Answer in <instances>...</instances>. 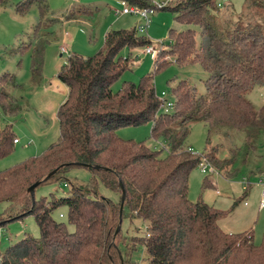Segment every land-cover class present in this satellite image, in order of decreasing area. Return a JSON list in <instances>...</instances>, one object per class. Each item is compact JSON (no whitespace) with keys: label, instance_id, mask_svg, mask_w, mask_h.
I'll return each mask as SVG.
<instances>
[{"label":"trees","instance_id":"1","mask_svg":"<svg viewBox=\"0 0 264 264\" xmlns=\"http://www.w3.org/2000/svg\"><path fill=\"white\" fill-rule=\"evenodd\" d=\"M117 1L140 9L168 10L186 29H171L170 44L155 60L145 54L153 60V73L137 84L124 82L116 92L112 85L130 68L129 59L120 52L153 45L136 28L108 31L97 54L73 53L63 62L57 78L67 95L57 111L58 139L40 156L0 170V203L8 205L0 216V229L31 216L39 235H25L8 246L0 252V264H132L137 246L143 248L145 264H264V236L256 245L251 232L226 233L218 225L224 212L202 200L188 199L189 175L203 159L216 170L233 164V159L217 156L218 146H210L212 131L227 127L241 132L247 148L264 133V105L255 111L247 98L253 87L264 84V18L258 17L264 0H246V10L239 15L231 12L228 22L212 15L223 6H218L219 0H175L159 9L151 0ZM8 2L0 0V6ZM32 5L38 7L41 20L34 27L33 43L22 48L30 50L31 81L37 83L48 43L39 35L48 5L46 0H20L14 12L25 15ZM88 10L71 9L66 20ZM171 63L198 65L206 72L205 93L198 94L186 81H179L171 89V112L161 111L153 74ZM16 87L13 75L0 76V117L5 121L0 124V160L15 148L16 136L8 120L21 114L23 103L8 89ZM197 122L208 127L202 154L185 144L190 125ZM147 123H152L151 136L164 141L165 158L144 142L117 135L122 128ZM236 151L231 149L233 156ZM76 168L89 173L88 182L69 176ZM37 182L36 189L55 183L64 184L68 191L32 199L28 189ZM98 183L115 199L99 196ZM212 185L204 178L202 189ZM238 203L234 201L232 209ZM61 207L67 209L72 231L54 218ZM120 218L121 225L126 218L142 222L144 234L123 235L121 225L116 233Z\"/></svg>","mask_w":264,"mask_h":264},{"label":"rangeland","instance_id":"2","mask_svg":"<svg viewBox=\"0 0 264 264\" xmlns=\"http://www.w3.org/2000/svg\"><path fill=\"white\" fill-rule=\"evenodd\" d=\"M20 0H9L0 6V76L8 73L14 76L19 85L9 88L8 93L20 100L23 109L18 117L8 120L13 126L16 139L20 142L9 156L0 160V170L10 168L30 157L40 156L45 149L56 142L59 137V122L57 111L62 103H58L65 96L64 86L57 79V73L63 62L70 54L91 57L103 47L104 36L108 31L132 30L141 22L132 15H117L120 10L117 0H46L48 12L43 18L45 24L43 33H39L48 43L45 46L44 63L41 80L37 83L31 81V56L30 50L23 49L22 45L33 43L34 27L40 22V11L32 5L25 15L19 16L14 12V4ZM156 6H166L170 0H151ZM222 3V0H219ZM246 0H228L212 15L221 19L232 20L231 12L239 15L247 8ZM89 9L82 12L72 21L66 20V15L71 9ZM253 11V10H252ZM254 12V11H253ZM217 17V18H218ZM264 18V11L258 15ZM257 17V18H258ZM174 29L180 32L186 26L177 23L173 14L168 10H156L150 17V23L143 33L151 43H162L168 47L171 40L169 31ZM61 47L66 48V53L61 52ZM145 48L124 49L120 56L129 59V69L115 82L111 90L118 91L124 82L137 84L140 78L153 73V60L144 54ZM166 59L172 60L171 57ZM208 77L198 65L178 66L171 63L153 74L155 93L158 98L165 93V98L174 102L171 89L179 81H186L195 88L198 94H204L203 81ZM60 87V91L57 87ZM255 111L264 105V84L253 87L247 94ZM58 103V104H57ZM162 109V108H161ZM161 111H165L162 109ZM170 111L171 109H167ZM5 121L0 117V124ZM152 123L138 127H126L117 132L121 138L144 142L152 149L160 151V157L167 156L166 145L162 139L151 136ZM190 133L185 144L195 154H202L207 146L208 127L200 122L190 125ZM47 140V141H46ZM210 146H218L217 156L220 159H233V164L225 166L215 173L203 174L200 167L195 168L189 175L188 199L195 203L202 200L213 206L216 210L224 212L225 216L218 221L220 229L226 233L241 234L251 232L256 245L262 243L264 236V209L259 208L262 185L264 184V133L253 143L252 148L244 146V135L230 128H221L211 132ZM30 145V146H29ZM231 149H236L235 156ZM227 174L231 176L227 177ZM83 183L89 181V173L76 168L69 173ZM204 178L209 179L213 185L202 189ZM262 182V184H261ZM248 183V192L244 195L243 185ZM64 184H48L37 188L34 192L35 199L41 197L63 196L67 193ZM99 196L114 200L115 195L101 183L97 185ZM239 203L232 209L234 201ZM8 205L0 203V216L5 213ZM67 209L59 208L53 215L58 221H63L69 231L73 227L67 224ZM59 215H62L60 218ZM137 229V231H135ZM0 252L8 246L22 239L25 235L38 237L39 231L34 219L29 216L21 221H15L1 228ZM145 225L137 220L129 221L127 218L121 225L123 235H143ZM132 264H145V254L141 246H137L131 257Z\"/></svg>","mask_w":264,"mask_h":264},{"label":"built area","instance_id":"3","mask_svg":"<svg viewBox=\"0 0 264 264\" xmlns=\"http://www.w3.org/2000/svg\"><path fill=\"white\" fill-rule=\"evenodd\" d=\"M175 0H170L169 2H174ZM228 2V0H222V3H220L218 6H221L222 4ZM119 6H120V10L115 11V13L117 15H132L134 17H137L140 20V24L136 27V30L138 33L143 34L146 29L149 26L150 23V17L154 14V12L156 11V9H140L136 6L130 5L127 2L124 1H119L118 2ZM156 6V5H155ZM164 4L162 6L158 5L156 6L158 9L163 7ZM163 45L162 43H157L148 46L145 48L144 54H149L151 55V58L153 60H155L157 58L158 52L162 49ZM61 52L62 53H66V48L65 47H61ZM165 93L161 94V98H159L160 101V106L161 108L167 110V109H171L173 102L168 101L165 98ZM13 143H18V140L15 139L13 141ZM200 167V171L203 174H208V173H215L214 169L212 168V166L209 164L208 161H206L205 159L202 160V162L199 165ZM262 184V182H261ZM247 184L243 185V191L247 190ZM260 209L264 208V184L262 185V190H261V199H260V205H259ZM0 237H1V230H0Z\"/></svg>","mask_w":264,"mask_h":264},{"label":"water","instance_id":"4","mask_svg":"<svg viewBox=\"0 0 264 264\" xmlns=\"http://www.w3.org/2000/svg\"><path fill=\"white\" fill-rule=\"evenodd\" d=\"M56 171H53L51 173H49L43 180H46L48 179L52 174H54ZM39 185V182L33 184L29 189H28V192L29 194L31 195L32 199L34 197V191L36 189V187ZM123 195L124 193L122 192V200H123ZM122 208H123V205L121 204V207H120V215H121V212H122ZM120 225H121V218L119 219V225L117 227V230H116V233L119 231L120 229Z\"/></svg>","mask_w":264,"mask_h":264},{"label":"crops","instance_id":"5","mask_svg":"<svg viewBox=\"0 0 264 264\" xmlns=\"http://www.w3.org/2000/svg\"><path fill=\"white\" fill-rule=\"evenodd\" d=\"M68 21H72V20H68ZM57 77V76H56ZM58 79V78H57ZM59 81V80H58ZM60 82V81H59ZM60 84H62L61 82H60ZM63 86H64V84H62ZM64 88V92H65V96H64V98H62V100L60 101V98H59V100H58V103H63L64 102V100H65V97H66V95H67V88L64 86L63 87ZM57 90L58 91H60V87H59V85H58V87H57ZM57 103V104H58ZM47 141V140H46ZM48 142H45V149H47V146H46V144H47ZM20 144V142L18 141V143L17 144H15V146L16 145H19ZM30 146V145H29ZM243 188V187H242ZM243 190V189H242ZM248 187H247V192H248ZM264 209V208H263ZM261 210V209H260Z\"/></svg>","mask_w":264,"mask_h":264}]
</instances>
